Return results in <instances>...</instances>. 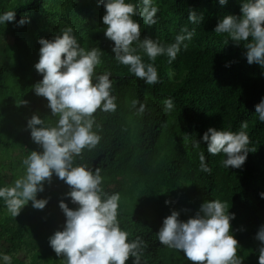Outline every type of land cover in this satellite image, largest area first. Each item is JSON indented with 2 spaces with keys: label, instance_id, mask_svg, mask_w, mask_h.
I'll list each match as a JSON object with an SVG mask.
<instances>
[{
  "label": "trees",
  "instance_id": "1",
  "mask_svg": "<svg viewBox=\"0 0 264 264\" xmlns=\"http://www.w3.org/2000/svg\"><path fill=\"white\" fill-rule=\"evenodd\" d=\"M154 2L160 9L155 25L135 17L141 22V39L150 36L171 43L185 26L195 29V34L171 63L166 55L156 58L159 82L146 84L115 59L114 42L104 35L105 9L97 0H0V12L15 10L16 21L28 17L23 26L15 21L0 25V37L12 40L0 62V185L25 174L23 160L30 151L43 150L31 138L28 119L39 114L46 125L58 120L47 98L34 91V84L42 79L34 65L39 59V39H52L70 25L82 47L103 50L96 72L111 71L118 105L114 112L96 111L101 141L95 148H85L74 163L100 168L103 190L120 193L121 227L129 239L140 236L147 245L141 264H199L187 260L182 250L160 244L156 233L172 210L187 220L204 200L216 198L235 213L230 224L242 264H259L261 241L256 233L264 225L260 195L264 193V122L259 121L255 105L264 96V66L248 63L247 41L238 43L227 33L214 31L224 16L242 15L241 0L224 5L218 0ZM189 10L203 14L201 24L188 20ZM143 58L148 61L146 55ZM168 97L174 100L171 110L164 104ZM133 99L146 104L143 113L137 112L139 104L132 106ZM243 121L250 137L246 160L240 168H226L225 154H210L202 136L210 126L238 131ZM195 140L199 147H194ZM9 151H17L18 156L12 157ZM201 151L211 173L200 168ZM43 184L44 190L37 193V199L48 200L43 209L29 200L14 217L0 200V252L12 255V264H64L63 255L56 254L48 238L62 230L66 220L59 202L73 209L78 204L65 195L70 186L55 173ZM133 259L129 257L126 264Z\"/></svg>",
  "mask_w": 264,
  "mask_h": 264
},
{
  "label": "clouds",
  "instance_id": "2",
  "mask_svg": "<svg viewBox=\"0 0 264 264\" xmlns=\"http://www.w3.org/2000/svg\"><path fill=\"white\" fill-rule=\"evenodd\" d=\"M224 5L228 0H218ZM105 13L102 16L104 35L113 41L115 59L127 65L129 71L142 78L146 84L159 82L155 60L166 55L168 62L176 59L186 40H191L195 29L187 26L175 36L174 42L166 43L158 38L145 36L141 39V17L145 25H155L159 19V6L154 0H97ZM242 15H226L215 26L216 33H227L233 41H247L248 63L257 62L264 66V0H241ZM16 11L0 12V25L15 21L23 26L28 23L26 15L16 21ZM188 20L201 24L203 14L189 10ZM136 42V46H134ZM39 59L34 67L42 74V79L33 88L38 96L47 98L52 116H58L54 125H46L45 119L33 114L27 121V128L34 142L42 151H30L24 158L25 174L11 184L0 185V200L15 217L29 200L35 208L43 209L47 198L37 199V193L44 190L43 181L50 182L53 173L70 186L65 194L78 207L69 208L63 200L59 207L66 220L62 230L55 231L48 242L56 254L63 255L64 264H126L133 257L132 264H141L146 242L137 236L129 239L118 219L121 195L107 193L102 188L104 177L101 169L93 170L87 164H75V158L85 148H95L101 141L96 130L95 113L114 112L117 96L113 94L114 79L110 70L97 73L102 63L100 47L85 49L72 26H66L52 39L40 38ZM142 49L141 51H138ZM148 57L145 61L143 56ZM227 66V65H226ZM23 101L22 103H24ZM133 107L139 104L138 113H143L145 103L137 99L131 101ZM166 109L174 108L172 97L165 98ZM258 119L264 122V96L255 105ZM39 126V127H38ZM247 121L241 123L240 130L208 127L202 139L207 141V151L216 155L225 154L223 165L240 168L244 164L250 137L246 131ZM194 141V147H199ZM200 168L211 173L203 151L199 153ZM264 197V193L260 194ZM165 203H170L165 200ZM227 202L206 199L194 216L179 219L180 212L172 210L163 218L156 233L158 241L169 248L183 251L187 260L199 264H242L238 255V240L231 231L230 221L235 213L228 211ZM261 241L259 264H264V225L256 233ZM12 255L0 252V264H12Z\"/></svg>",
  "mask_w": 264,
  "mask_h": 264
},
{
  "label": "rangeland",
  "instance_id": "3",
  "mask_svg": "<svg viewBox=\"0 0 264 264\" xmlns=\"http://www.w3.org/2000/svg\"><path fill=\"white\" fill-rule=\"evenodd\" d=\"M12 42L11 38L8 37V36H3V37H0V62H4V48L6 47L7 44H10ZM12 157H17V151L16 152H12V151H9L8 152ZM0 159H1V156H0ZM18 252L16 251V254ZM22 253V252H20ZM27 255H29V253H27Z\"/></svg>",
  "mask_w": 264,
  "mask_h": 264
}]
</instances>
